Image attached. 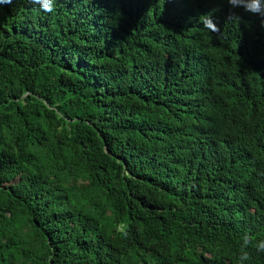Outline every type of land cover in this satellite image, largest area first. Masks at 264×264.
Instances as JSON below:
<instances>
[{"label": "trees", "instance_id": "1", "mask_svg": "<svg viewBox=\"0 0 264 264\" xmlns=\"http://www.w3.org/2000/svg\"><path fill=\"white\" fill-rule=\"evenodd\" d=\"M248 231L264 239V18L0 4V264H238Z\"/></svg>", "mask_w": 264, "mask_h": 264}, {"label": "clouds", "instance_id": "2", "mask_svg": "<svg viewBox=\"0 0 264 264\" xmlns=\"http://www.w3.org/2000/svg\"><path fill=\"white\" fill-rule=\"evenodd\" d=\"M27 3L34 8H39L44 12L51 13L55 10V0H26ZM232 8L242 7L246 12L253 15H259L264 18V0H227ZM12 0H0V4H10ZM229 20H239L240 17L235 13H232L228 17ZM205 28L213 31L218 30L214 18L210 15H202L199 18ZM123 227V225H121ZM126 234V233H125ZM242 244L240 246V252L238 256V264H246L251 259L249 247H254L258 252H264V239L258 238V235H254L252 232H245L240 237Z\"/></svg>", "mask_w": 264, "mask_h": 264}]
</instances>
